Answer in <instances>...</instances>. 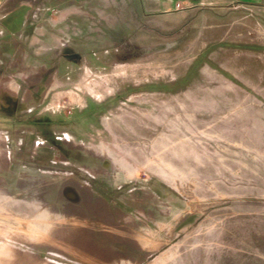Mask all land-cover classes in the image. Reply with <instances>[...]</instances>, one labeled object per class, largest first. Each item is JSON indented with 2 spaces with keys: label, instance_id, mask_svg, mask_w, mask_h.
<instances>
[{
  "label": "rangeland",
  "instance_id": "1",
  "mask_svg": "<svg viewBox=\"0 0 264 264\" xmlns=\"http://www.w3.org/2000/svg\"><path fill=\"white\" fill-rule=\"evenodd\" d=\"M243 12L189 31L200 53L63 65L80 95L60 69V102L1 119L0 264H264V9Z\"/></svg>",
  "mask_w": 264,
  "mask_h": 264
},
{
  "label": "crops",
  "instance_id": "2",
  "mask_svg": "<svg viewBox=\"0 0 264 264\" xmlns=\"http://www.w3.org/2000/svg\"><path fill=\"white\" fill-rule=\"evenodd\" d=\"M246 8L257 19L256 15L264 9V0H0V122H16L44 103L48 106L60 102V95L50 97L49 88L58 83L60 69L63 78L72 84L64 92L80 95L81 84L65 72L63 65H91L92 60L99 65H118V61L110 62L103 54L114 52L119 46L126 54L135 53V47L143 54H172L168 48L179 43L181 49L176 53H200L195 43L199 33L188 35L189 31L209 30L216 27L215 23L245 17ZM108 21L126 23V35L106 32L104 22ZM185 36L189 37L187 41L176 40ZM120 37L124 38L119 41ZM76 38L80 42V38L85 39L83 49L73 47ZM89 39L94 40V49L88 45ZM108 39L111 44L103 46L102 42ZM58 48L69 63L58 56ZM152 63L172 65L145 59L142 64ZM64 79L62 82H66ZM42 85L47 87L44 92ZM145 93L139 91L132 96L141 98ZM64 106L60 103L62 109Z\"/></svg>",
  "mask_w": 264,
  "mask_h": 264
}]
</instances>
